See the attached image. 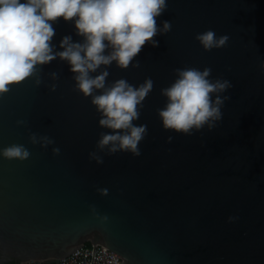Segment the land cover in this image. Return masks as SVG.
I'll return each mask as SVG.
<instances>
[{"label":"water","instance_id":"obj_1","mask_svg":"<svg viewBox=\"0 0 264 264\" xmlns=\"http://www.w3.org/2000/svg\"><path fill=\"white\" fill-rule=\"evenodd\" d=\"M165 4L156 46L147 42L127 68L114 60L89 71L108 73L91 95L59 56L0 93V264H59L88 241L123 264H264V0ZM75 19L49 22L54 54L65 37L86 43ZM208 31L217 44L228 39L205 49L197 36ZM187 69H208L211 83L227 87L210 93L219 117L184 133L165 129L160 111ZM119 80L137 89L152 81L132 122L146 126L138 156L99 145L103 135L130 134L101 126L93 103ZM14 145L28 158H6Z\"/></svg>","mask_w":264,"mask_h":264},{"label":"clouds","instance_id":"obj_2","mask_svg":"<svg viewBox=\"0 0 264 264\" xmlns=\"http://www.w3.org/2000/svg\"><path fill=\"white\" fill-rule=\"evenodd\" d=\"M166 7L165 0H0V93L8 91V86L32 76L37 64L43 65L59 56L68 60L71 70L79 73L76 77L80 90L87 96L93 88H103L107 72L91 78L89 71H95L101 64L117 61L127 68L141 52L147 42H153L157 34L156 17ZM65 21L75 19L79 34L86 37V43H71L65 37L61 43L64 51L53 53L51 40L55 30L50 21L59 18ZM170 24L165 22L167 31ZM197 39L205 49L222 46L228 37H222L217 44L215 33L208 31ZM108 41L114 51L104 55ZM210 70L196 69L179 71V79L164 95L169 98L167 107L160 111L165 129L189 133L193 127L200 128L211 117H219V108L212 106L210 93L224 84L211 83L207 76ZM148 80L138 89L125 80L116 84L101 95L93 98V103L103 113L100 125L114 130H130V134L103 135L101 148L112 143L111 152L130 150L140 155L138 143L142 140L146 126H134L139 118L138 105L152 89ZM217 104L221 103L219 99ZM35 139V138H33ZM171 139V138H169ZM119 142L117 148L115 142ZM58 151V149L56 150ZM6 158L26 159L29 156L23 146H11L3 150ZM102 163V160H97Z\"/></svg>","mask_w":264,"mask_h":264},{"label":"built area","instance_id":"obj_3","mask_svg":"<svg viewBox=\"0 0 264 264\" xmlns=\"http://www.w3.org/2000/svg\"><path fill=\"white\" fill-rule=\"evenodd\" d=\"M123 257L107 245L100 242H86L63 256L59 264H123ZM28 264H46L39 260H30Z\"/></svg>","mask_w":264,"mask_h":264},{"label":"trees","instance_id":"obj_4","mask_svg":"<svg viewBox=\"0 0 264 264\" xmlns=\"http://www.w3.org/2000/svg\"><path fill=\"white\" fill-rule=\"evenodd\" d=\"M6 264H16L15 261H10V262H7Z\"/></svg>","mask_w":264,"mask_h":264}]
</instances>
